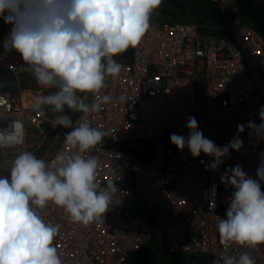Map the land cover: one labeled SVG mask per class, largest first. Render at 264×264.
<instances>
[{
  "label": "built area",
  "instance_id": "2783aa9c",
  "mask_svg": "<svg viewBox=\"0 0 264 264\" xmlns=\"http://www.w3.org/2000/svg\"><path fill=\"white\" fill-rule=\"evenodd\" d=\"M209 1L225 17L223 34L209 33L195 23L154 22L150 17L149 29L137 47L114 57L123 65L120 75L106 77L105 87L96 96L88 93L86 101L91 104L97 96L111 95V102L86 116L65 108L74 126L87 122L109 133L81 155L97 158L98 190L109 182L114 188L109 210L88 225L74 222L52 202L36 208L46 223L60 226L53 244L63 264H126L157 233L164 234L176 261L155 264H203L196 260L200 256L212 264L221 256L241 252L264 264V244H221L216 227L219 217L226 218L234 191L221 182V174L241 165L257 179L264 139L245 127L239 133L242 148L230 149V156L214 171L205 170L213 161L211 156L201 153L193 158L187 147L178 150L170 140L172 133L188 136L190 116L218 146L237 135L238 124L261 123L264 35L227 12L244 2L264 13V0ZM10 29L7 24L0 27V84L16 81L18 92L0 89V132L14 137L0 140V175H8L15 157L29 151L32 131L41 140L38 147L52 139L45 158L49 163L61 152L77 151L65 146L64 135L71 129L55 126V113L45 111L48 105L37 109V100L25 98L31 89L21 84L35 77L25 70L18 52L5 50ZM14 121L22 124L18 133L11 127ZM137 202H142L139 208L134 207Z\"/></svg>",
  "mask_w": 264,
  "mask_h": 264
},
{
  "label": "clouds",
  "instance_id": "9594fccd",
  "mask_svg": "<svg viewBox=\"0 0 264 264\" xmlns=\"http://www.w3.org/2000/svg\"><path fill=\"white\" fill-rule=\"evenodd\" d=\"M162 0H0V18L11 25L4 39L6 51L20 54L26 71L38 84L58 90L37 100L35 107L51 106L55 126L65 133L64 144L76 149L70 155L61 152L49 163L35 154H18L0 175V264H63L53 244L60 226L46 223L36 208L49 202L64 208L74 222L88 225L109 210L114 185L98 190L95 156L81 153L94 148L109 135L87 122L74 126L72 113L98 112L110 103L111 95L97 96L91 103L78 93L94 96L105 87L106 77L117 78L123 65L114 57L136 48L149 29L151 13ZM123 99V98H121ZM261 123L249 121L237 125L227 145L218 146L199 130L195 117H188V136L172 133L171 143L178 150L188 148L193 158L201 153L213 158L205 170H217L230 149L239 151L245 127L264 139V106L259 109ZM22 129L19 121L11 126ZM14 139L0 132V140ZM202 163H204L202 161ZM257 179L241 165L226 168L220 180L234 191L229 198L226 218H220L217 231L221 244L235 243L255 247L264 244V153H261ZM212 264H256L247 252L214 259Z\"/></svg>",
  "mask_w": 264,
  "mask_h": 264
},
{
  "label": "rangeland",
  "instance_id": "374dc122",
  "mask_svg": "<svg viewBox=\"0 0 264 264\" xmlns=\"http://www.w3.org/2000/svg\"><path fill=\"white\" fill-rule=\"evenodd\" d=\"M200 0H162L161 5L159 8L154 10L150 17L151 20L154 22H161V21H185L188 23L195 22L200 24L202 22V18L197 16L196 14L201 10L197 2ZM206 1V0H203ZM250 8V5L244 2H240L233 6L229 13L231 18L235 19L237 17L245 20L247 24L251 26L248 19L250 18L249 15H246L247 10ZM194 13V14H192ZM248 13V12H247ZM4 21L0 18V27L4 25ZM21 87L25 89H31L30 91H26L25 94L27 96H31L33 100L35 97H43L50 92H54L56 90L55 87H45L37 83L36 79H25ZM40 88H43L42 93H38ZM1 90H9L12 92H18V85L16 81L7 80L3 81L0 84ZM31 93V94H30ZM81 96H85L87 101L88 93H78ZM33 95V96H32ZM45 111L52 112L51 106L45 108ZM57 116V113H55ZM52 141L50 138L48 141L44 142L41 147H38L39 143L41 142L35 136V132H31V138L29 139V152H32L36 155L37 158L44 159L46 158V154L49 148V144ZM261 190L264 192V182H261ZM142 202H137L134 204L135 208H139ZM176 261V258L170 255L168 250V241L164 234L157 233L146 245H144L141 249H139L128 261L126 264H155L161 261Z\"/></svg>",
  "mask_w": 264,
  "mask_h": 264
},
{
  "label": "trees",
  "instance_id": "16d2710c",
  "mask_svg": "<svg viewBox=\"0 0 264 264\" xmlns=\"http://www.w3.org/2000/svg\"><path fill=\"white\" fill-rule=\"evenodd\" d=\"M197 5L198 7L200 5L199 8L201 10L196 15L202 18V22L198 25H200L203 28V30L209 33L223 34L225 28V23H224L225 17L219 6L216 5L215 3L210 2L209 0L206 1L200 0V2L199 1L197 2ZM228 12H227V16L231 18L232 16H229ZM247 12L246 15H249L250 17L248 21L251 24V26L262 32L264 35V13L258 11L251 5L250 8L247 10ZM191 23H195V22H191Z\"/></svg>",
  "mask_w": 264,
  "mask_h": 264
},
{
  "label": "water",
  "instance_id": "95a60500",
  "mask_svg": "<svg viewBox=\"0 0 264 264\" xmlns=\"http://www.w3.org/2000/svg\"><path fill=\"white\" fill-rule=\"evenodd\" d=\"M196 260L202 262L203 264H207V259L205 256H200Z\"/></svg>",
  "mask_w": 264,
  "mask_h": 264
},
{
  "label": "bare ground",
  "instance_id": "6f19581e",
  "mask_svg": "<svg viewBox=\"0 0 264 264\" xmlns=\"http://www.w3.org/2000/svg\"><path fill=\"white\" fill-rule=\"evenodd\" d=\"M37 92V91H36ZM31 94V93H30ZM27 97V94H25V98ZM35 97V96H34ZM41 97H35V100H38V99H40ZM26 104H29V102L28 101H26Z\"/></svg>",
  "mask_w": 264,
  "mask_h": 264
}]
</instances>
